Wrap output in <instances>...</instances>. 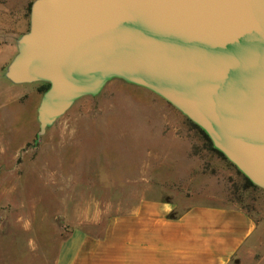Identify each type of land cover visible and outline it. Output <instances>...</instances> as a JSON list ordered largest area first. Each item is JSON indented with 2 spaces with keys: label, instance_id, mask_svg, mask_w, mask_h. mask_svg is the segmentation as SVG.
Segmentation results:
<instances>
[{
  "label": "rangeland",
  "instance_id": "obj_1",
  "mask_svg": "<svg viewBox=\"0 0 264 264\" xmlns=\"http://www.w3.org/2000/svg\"><path fill=\"white\" fill-rule=\"evenodd\" d=\"M34 1L0 0V264H52L66 234L97 235L107 217L141 199L175 203L174 215L204 204L259 216L264 191L246 187L187 117L122 79L75 100L38 140L39 89L47 83L5 77Z\"/></svg>",
  "mask_w": 264,
  "mask_h": 264
},
{
  "label": "water",
  "instance_id": "obj_2",
  "mask_svg": "<svg viewBox=\"0 0 264 264\" xmlns=\"http://www.w3.org/2000/svg\"><path fill=\"white\" fill-rule=\"evenodd\" d=\"M5 77L45 82L37 139L111 78L162 98L264 191V0H35Z\"/></svg>",
  "mask_w": 264,
  "mask_h": 264
},
{
  "label": "crops",
  "instance_id": "obj_3",
  "mask_svg": "<svg viewBox=\"0 0 264 264\" xmlns=\"http://www.w3.org/2000/svg\"><path fill=\"white\" fill-rule=\"evenodd\" d=\"M176 210L169 201L141 199L107 217L97 235L81 228L66 234L52 264H264V210L257 217L237 206Z\"/></svg>",
  "mask_w": 264,
  "mask_h": 264
},
{
  "label": "trees",
  "instance_id": "obj_4",
  "mask_svg": "<svg viewBox=\"0 0 264 264\" xmlns=\"http://www.w3.org/2000/svg\"><path fill=\"white\" fill-rule=\"evenodd\" d=\"M48 88H49V85L48 84H44L40 89H39V92L40 93H44L45 91H47L48 90ZM205 138H206V140L209 142V139L205 136ZM209 144H210V142H209ZM213 151L215 152V153H217V155H219L220 157H222V158H224L223 157V155L220 153V152H218V151H216V150H214L213 149ZM245 183H246V187H248V186H252V184L245 178ZM172 217V216H171Z\"/></svg>",
  "mask_w": 264,
  "mask_h": 264
}]
</instances>
